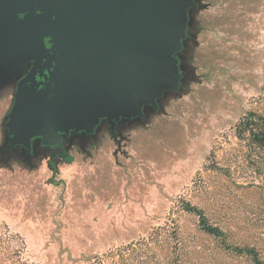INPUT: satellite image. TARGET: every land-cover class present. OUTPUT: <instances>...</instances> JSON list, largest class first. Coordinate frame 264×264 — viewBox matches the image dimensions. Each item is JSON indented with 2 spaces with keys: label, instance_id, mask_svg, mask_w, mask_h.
I'll use <instances>...</instances> for the list:
<instances>
[{
  "label": "rangeland",
  "instance_id": "1",
  "mask_svg": "<svg viewBox=\"0 0 264 264\" xmlns=\"http://www.w3.org/2000/svg\"><path fill=\"white\" fill-rule=\"evenodd\" d=\"M193 1L181 85L110 125L115 139L51 164L8 148L16 85L0 92V264H253L185 202L264 260V151L234 130L246 112L264 115V0Z\"/></svg>",
  "mask_w": 264,
  "mask_h": 264
},
{
  "label": "water",
  "instance_id": "2",
  "mask_svg": "<svg viewBox=\"0 0 264 264\" xmlns=\"http://www.w3.org/2000/svg\"><path fill=\"white\" fill-rule=\"evenodd\" d=\"M193 0H0V83L19 79L7 147L60 145L181 85Z\"/></svg>",
  "mask_w": 264,
  "mask_h": 264
},
{
  "label": "trees",
  "instance_id": "3",
  "mask_svg": "<svg viewBox=\"0 0 264 264\" xmlns=\"http://www.w3.org/2000/svg\"><path fill=\"white\" fill-rule=\"evenodd\" d=\"M234 130L237 138L247 140L249 146H253L264 151V115L254 111H248L239 118L238 122L234 126ZM183 207L184 209L192 211L198 215L200 228L208 234L220 237L223 240L225 246H227L225 248H232L237 253H244L248 255L253 261V264H264V260L262 259L260 252L256 247L233 246L232 243L227 241L226 234L223 232V230L209 222V219L203 210L191 205L188 202L183 203ZM6 255L12 258L10 251H7ZM12 262L14 263L15 261ZM22 264L27 263L23 262Z\"/></svg>",
  "mask_w": 264,
  "mask_h": 264
},
{
  "label": "flooded vegetation",
  "instance_id": "4",
  "mask_svg": "<svg viewBox=\"0 0 264 264\" xmlns=\"http://www.w3.org/2000/svg\"><path fill=\"white\" fill-rule=\"evenodd\" d=\"M16 79L10 80L7 83L1 82L0 85H5V86L0 87V92L4 93L6 89L8 90L9 88H11L10 85H16L20 78H18V81H15ZM120 127H121V125H117L112 129L110 127V125L108 127L106 125L101 124L96 128L95 133L93 135H87L85 140L72 139V137H70L71 139L69 140V138L67 136V137L61 138V144L60 145H54V146L44 145L42 147L34 145L32 147L33 150L31 149L32 151L30 153V156L33 157L36 152H38V154H43V152H46L49 155L48 161L51 164V163H54L55 160L62 159L64 157L69 158L70 157L69 153L71 152V150L74 147L75 148L76 147H78V148L87 147V146L91 145L93 142H95L96 140H98L99 138H103L104 134L108 135V133H110L111 137H113V139H115L116 138V132H117V130L120 129ZM66 139L68 141H65Z\"/></svg>",
  "mask_w": 264,
  "mask_h": 264
}]
</instances>
